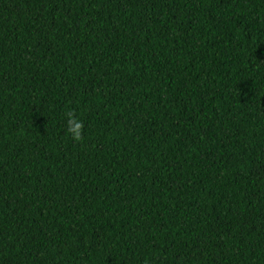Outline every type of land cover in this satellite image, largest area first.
<instances>
[{"label":"trees","instance_id":"16d2710c","mask_svg":"<svg viewBox=\"0 0 264 264\" xmlns=\"http://www.w3.org/2000/svg\"><path fill=\"white\" fill-rule=\"evenodd\" d=\"M0 264H264V0H0Z\"/></svg>","mask_w":264,"mask_h":264},{"label":"clouds","instance_id":"9594fccd","mask_svg":"<svg viewBox=\"0 0 264 264\" xmlns=\"http://www.w3.org/2000/svg\"><path fill=\"white\" fill-rule=\"evenodd\" d=\"M67 119V132L71 135V138L76 141L83 140V122L78 119L73 112L66 113Z\"/></svg>","mask_w":264,"mask_h":264}]
</instances>
